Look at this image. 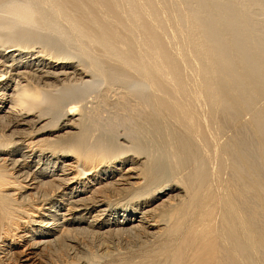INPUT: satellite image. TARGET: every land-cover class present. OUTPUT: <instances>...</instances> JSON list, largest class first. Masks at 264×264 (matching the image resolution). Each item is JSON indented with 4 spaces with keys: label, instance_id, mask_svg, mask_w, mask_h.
Segmentation results:
<instances>
[{
    "label": "bare ground",
    "instance_id": "bare-ground-1",
    "mask_svg": "<svg viewBox=\"0 0 264 264\" xmlns=\"http://www.w3.org/2000/svg\"><path fill=\"white\" fill-rule=\"evenodd\" d=\"M0 264H264V0H0Z\"/></svg>",
    "mask_w": 264,
    "mask_h": 264
}]
</instances>
